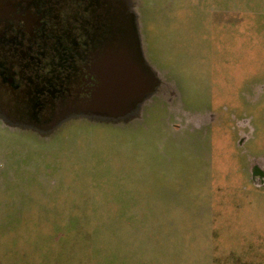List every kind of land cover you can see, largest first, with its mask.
Listing matches in <instances>:
<instances>
[{"label":"rangeland","instance_id":"rangeland-1","mask_svg":"<svg viewBox=\"0 0 264 264\" xmlns=\"http://www.w3.org/2000/svg\"><path fill=\"white\" fill-rule=\"evenodd\" d=\"M64 2L39 5L48 24L92 31L97 3L92 32L128 28L148 86L127 111L102 98L47 125L1 91L0 264H264V176H242L247 154L264 172V0Z\"/></svg>","mask_w":264,"mask_h":264},{"label":"flooded vegetation","instance_id":"flooded-vegetation-1","mask_svg":"<svg viewBox=\"0 0 264 264\" xmlns=\"http://www.w3.org/2000/svg\"><path fill=\"white\" fill-rule=\"evenodd\" d=\"M23 1L12 2L14 5H11L10 0L4 2L0 0V94L1 91L6 93L4 95L7 100H11L13 96L21 98L23 108L18 111L19 115L31 123L47 125L52 120L56 122L61 120L62 117H59L61 113L68 114L80 110L78 108L97 106L102 98L109 100V103H105L110 104V107L120 106V111L129 110L134 98H128L126 93V80L129 74L126 61L128 47L123 45L128 28L124 29L125 26L121 24L119 33L108 31L111 36L101 37L102 35L98 33L103 30L104 25L99 22L102 20L101 13L104 12V8L96 3L97 6L90 7L88 12L98 10L95 13L97 17L95 22L98 23L91 25L92 31L99 27L94 29L99 31L98 33L94 34L89 27V30L74 31V27L66 30L68 25L54 30V27H59V23L52 21L48 24V20L52 19L49 10H40L39 5L46 3L54 11L58 9L56 5L60 0ZM85 1L90 3L92 0ZM69 7L73 8L74 5L69 4ZM120 19L122 22V17ZM10 30L18 33L20 37L14 40L17 35H12ZM108 40L109 45L115 48L116 54L119 52L117 49L121 48L120 55L104 56L106 49H103L102 42ZM117 42L122 45L118 46ZM23 43L26 44L25 49L19 53V45L22 47ZM97 51L102 53L98 61L91 57ZM159 81L162 79L159 78ZM134 104L132 103V106ZM132 114L135 116L137 111ZM132 114L122 118L126 119L133 116ZM206 115L207 123H214L215 113ZM255 154L256 151L252 156ZM248 159L250 154H247L242 176L245 177V171L248 169L247 182L254 186L256 177H263L264 172L262 173L252 163L249 168Z\"/></svg>","mask_w":264,"mask_h":264},{"label":"water","instance_id":"water-1","mask_svg":"<svg viewBox=\"0 0 264 264\" xmlns=\"http://www.w3.org/2000/svg\"><path fill=\"white\" fill-rule=\"evenodd\" d=\"M129 50V48H128ZM128 52V51H127ZM127 61V68L129 71L127 80H126V93L127 96H129L128 98H136L138 96H140L139 94H141L143 91L146 90L147 86H148V81H149V71L147 70V68L145 67V65L143 64L141 67V71L138 72L137 69L135 68L134 64L132 62H130L129 59L126 60ZM119 80V78H118ZM120 87V84L119 86ZM121 95V93H119ZM120 95L118 96V99L120 97Z\"/></svg>","mask_w":264,"mask_h":264},{"label":"crops","instance_id":"crops-1","mask_svg":"<svg viewBox=\"0 0 264 264\" xmlns=\"http://www.w3.org/2000/svg\"><path fill=\"white\" fill-rule=\"evenodd\" d=\"M172 110H173V107H172ZM207 121H208L207 115L204 113H198V114L192 113V114L183 115V124H184L185 129L187 130H193L194 128H198V127L200 128L203 125V123L204 122L207 123ZM246 171H248V169ZM246 171H245V180L247 181Z\"/></svg>","mask_w":264,"mask_h":264}]
</instances>
